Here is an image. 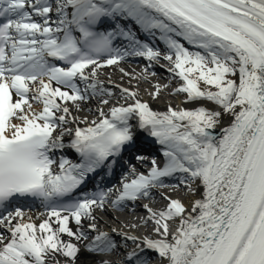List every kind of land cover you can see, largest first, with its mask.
Instances as JSON below:
<instances>
[{"label": "snow or ice", "instance_id": "1", "mask_svg": "<svg viewBox=\"0 0 264 264\" xmlns=\"http://www.w3.org/2000/svg\"><path fill=\"white\" fill-rule=\"evenodd\" d=\"M161 61L165 111L104 76ZM141 133L163 159L86 192ZM0 264H264V0H0Z\"/></svg>", "mask_w": 264, "mask_h": 264}, {"label": "bare ground", "instance_id": "2", "mask_svg": "<svg viewBox=\"0 0 264 264\" xmlns=\"http://www.w3.org/2000/svg\"><path fill=\"white\" fill-rule=\"evenodd\" d=\"M131 64L133 66L132 68L127 67V66H121V67H123L125 69V71H129V72L135 71L138 73L146 66V64L143 62L142 63L136 62V63H131ZM152 70L156 72V76L150 77L149 81L140 82L139 84H137V82L135 80H133L131 83H129L127 78H124L123 80H121V73L119 72L118 69H113V68L105 69L104 70V76L110 77L112 81H114L115 83H120L125 87L137 89L139 91L141 98L145 101H148L150 103V106L154 110L165 111L168 103H172L173 105H180L182 97H172L168 94V91L164 92V95H163L161 100L153 101L151 99V97L148 95V93L153 90L152 85L157 84V83H160V84L169 83L171 81V75L168 74V75H166V78H165L166 73L162 72V70L160 68L159 69L152 68ZM114 91H118V90H114ZM181 106L192 107V105H181ZM88 108H90L91 111H89ZM88 108H86L84 115H87L89 117V119L96 118V116H95L96 104L92 103L88 106ZM105 111H107V109H105ZM83 126L84 125H81V127H83ZM215 134L219 135V130H217ZM66 138H68V137H66ZM156 201H157L158 206L160 204H162V201H160L158 196L156 197ZM135 211L140 213V214H143V210L139 207H137ZM26 212L29 215L36 217L42 211H41V209H36V210H29V211L26 210ZM97 215L99 216V219H100L101 230L108 231L109 227L116 226V224L113 222V219H111L109 215H104L107 219L102 218L99 215V213H97ZM116 215L117 214L114 212L111 213V216H113V217ZM120 219H121V221H123L125 219H135V217L125 216V215L121 214Z\"/></svg>", "mask_w": 264, "mask_h": 264}, {"label": "rangeland", "instance_id": "3", "mask_svg": "<svg viewBox=\"0 0 264 264\" xmlns=\"http://www.w3.org/2000/svg\"><path fill=\"white\" fill-rule=\"evenodd\" d=\"M100 216H101L102 218L106 219L105 216H103L102 214H100Z\"/></svg>", "mask_w": 264, "mask_h": 264}]
</instances>
